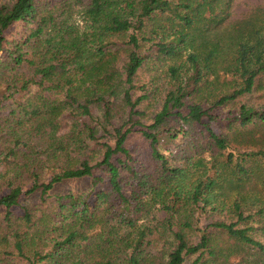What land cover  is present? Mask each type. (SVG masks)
<instances>
[{
  "label": "trees",
  "instance_id": "1",
  "mask_svg": "<svg viewBox=\"0 0 264 264\" xmlns=\"http://www.w3.org/2000/svg\"><path fill=\"white\" fill-rule=\"evenodd\" d=\"M230 1L0 0V264H264V25Z\"/></svg>",
  "mask_w": 264,
  "mask_h": 264
},
{
  "label": "rangeland",
  "instance_id": "2",
  "mask_svg": "<svg viewBox=\"0 0 264 264\" xmlns=\"http://www.w3.org/2000/svg\"><path fill=\"white\" fill-rule=\"evenodd\" d=\"M229 12H230L229 16L224 20L222 26H227V27L233 26L236 29H240V27H242L246 31L247 29L250 28V25L248 26L249 22L257 23V26L264 25V0H231L229 4ZM76 23L80 25V20L77 19ZM17 29L20 28L17 27ZM163 62L171 63V60L163 61ZM163 62L151 61L148 67L141 69L139 71L138 78L135 81V83L140 84L147 82L148 85H150L149 83L150 80L154 79L155 82L157 83L158 88H161L159 84L162 83L163 81L162 78L164 76L163 68L166 65L164 64V67H162ZM154 64H156L155 66H157L158 68L154 67ZM153 75H155L156 77L153 78ZM157 77H159V81ZM263 91L264 90H259V93H262ZM256 94L257 93L253 94L252 96H255ZM163 95L164 92H161L160 94L157 95V99L159 100L160 98L163 97ZM158 100L146 102L141 105V109L145 108L147 112L145 113L144 116L139 118L140 120L150 122L152 114L157 110ZM114 103L115 105L112 110L114 118L112 119V121L115 123L116 120L119 121L118 118L125 117L127 107H125L119 99H114ZM211 126L215 129V131H219L214 121L211 122ZM126 146L131 152V154L134 155V157H137L138 160L144 161V163L145 161H148V142L142 138L139 132H133L129 135L126 142ZM89 180L90 178L66 180L56 186L55 192L60 194L67 193L69 191L74 193H80L88 189ZM122 185H123L122 189L126 193H128L129 191H131L134 185L133 178L125 176ZM229 194L230 197H227V200L229 202L235 199V195L240 196V194H238L236 190H232ZM241 196L243 198H246L247 199L246 201H251L254 199L263 200L264 185L261 183H257L253 185V182L246 181L244 182L241 188ZM250 196H255L256 198L255 197L250 198ZM248 212L249 210H246L245 214H247ZM220 216L226 218L227 220H230L232 218L235 219L234 214L226 213L225 210H223ZM255 225L257 227L259 226L257 223H255ZM252 234L257 239L264 241V233L262 231L255 230L254 232H252Z\"/></svg>",
  "mask_w": 264,
  "mask_h": 264
}]
</instances>
